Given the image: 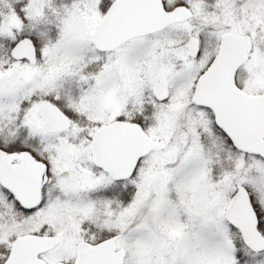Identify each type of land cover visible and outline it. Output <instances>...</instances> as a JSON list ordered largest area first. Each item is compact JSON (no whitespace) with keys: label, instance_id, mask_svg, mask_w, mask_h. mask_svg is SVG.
Wrapping results in <instances>:
<instances>
[{"label":"snow or ice","instance_id":"snow-or-ice-1","mask_svg":"<svg viewBox=\"0 0 264 264\" xmlns=\"http://www.w3.org/2000/svg\"><path fill=\"white\" fill-rule=\"evenodd\" d=\"M0 264H264V0H0Z\"/></svg>","mask_w":264,"mask_h":264}]
</instances>
